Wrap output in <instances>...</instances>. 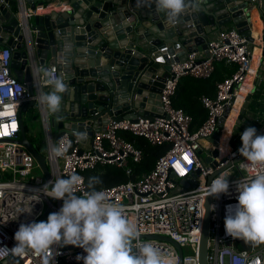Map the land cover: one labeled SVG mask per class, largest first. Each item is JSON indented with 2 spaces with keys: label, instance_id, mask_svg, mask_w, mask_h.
I'll list each match as a JSON object with an SVG mask.
<instances>
[{
  "label": "built area",
  "instance_id": "built-area-1",
  "mask_svg": "<svg viewBox=\"0 0 264 264\" xmlns=\"http://www.w3.org/2000/svg\"><path fill=\"white\" fill-rule=\"evenodd\" d=\"M14 12L18 13L19 24L28 39V19L34 14L33 10L19 0ZM254 48L253 43L237 28L228 27L219 30L214 37L207 38L204 48L187 51L181 59H175L176 52L167 54L173 60L160 91V112L153 116H138L135 120L109 117L105 129L95 131L87 144L77 142L76 136L69 131H64L57 140L54 139L47 108L37 99L44 87L43 78L37 74L38 65L31 60L30 81L16 78L10 66L13 47L1 45L0 109L11 104L15 118L0 130V248L11 249L15 246L14 234L20 224L37 222L47 206L50 208L49 214L59 211L63 201L53 199L50 202V197L43 194L44 191H50V188L43 187L53 176L67 178L73 173L80 175L83 183L76 194L81 195L87 188L84 172L98 164H115L130 173V162L139 161L142 152L121 135V130H128L144 136L151 144L168 143L165 152L156 159L149 171L135 179L101 188L106 191L110 202L125 208L126 215L136 225L143 242L171 251L175 264H198L197 245L205 211L204 201L208 195L207 187L215 175L223 173L229 176L230 190L219 198L210 196L207 264H230L231 254H244L247 257L246 264H264V244L239 249L236 242L240 239L226 235L224 226L228 206L238 203L233 182L245 176H254L264 171V168L257 165L248 172L241 171L240 166L246 162L245 158H235L241 155L239 148L242 141L231 144V128L226 143L228 149L224 154H219L218 148L222 130L216 145L208 140L226 107L232 106V99L236 97L240 85L255 73L252 71ZM219 61L233 62L237 68L231 76L217 83L214 97L202 96L207 117L195 131H191V115L183 108L174 106L172 96L182 76L208 77ZM47 69L53 70L54 77L59 78L55 67ZM31 99L35 100L46 142L43 154L51 174L48 178L42 174L31 151L18 141L19 109ZM61 137L66 142L70 141L71 147L64 157L54 158L49 153L48 145L55 144ZM214 147L218 149L216 156L211 154ZM208 155H212L210 161L204 158ZM184 177L190 178L187 185L180 183ZM149 235L169 236L181 246L182 253L171 242ZM51 255H57L53 264H83L76 257L86 253L76 246H54ZM15 260L20 264L40 262V258L31 253L21 259L0 251V264H16Z\"/></svg>",
  "mask_w": 264,
  "mask_h": 264
},
{
  "label": "water",
  "instance_id": "water-1",
  "mask_svg": "<svg viewBox=\"0 0 264 264\" xmlns=\"http://www.w3.org/2000/svg\"><path fill=\"white\" fill-rule=\"evenodd\" d=\"M22 1L33 11L49 2H65L70 7L33 14L28 19L27 39L18 13L14 12L19 0H0V45L13 47L10 62L13 75L30 81L33 59L39 69L55 67L70 89L63 94L60 113L51 114L47 110L55 140L64 131L73 135L84 132L88 138L95 131L104 130L109 117L135 120L138 116L157 115L160 91L173 60L167 54L176 52L175 59H181L187 51L204 48L209 34L227 22H232L259 48L258 68L231 126V143L240 142L241 133L249 126L264 135V0H187L185 11L175 19L157 13L153 0ZM253 3L263 23L257 30L249 12ZM50 91V86L43 88V92ZM152 104L154 110L150 109ZM29 106H35V100L25 101L19 109L18 141L31 151L42 174L48 178L51 174L45 156L26 134L21 118V110ZM230 108L231 105L226 107L215 132L208 138L212 145L217 144ZM211 154L216 156L218 149L214 147ZM212 155L205 156V160L210 161ZM188 179L181 178L180 183L187 185ZM209 201L207 195L197 245L198 264H207ZM49 210L47 206L37 222L44 221ZM149 236L171 242L182 253L181 246L169 236ZM251 245L242 240L236 242L239 249Z\"/></svg>",
  "mask_w": 264,
  "mask_h": 264
},
{
  "label": "clouds",
  "instance_id": "clouds-1",
  "mask_svg": "<svg viewBox=\"0 0 264 264\" xmlns=\"http://www.w3.org/2000/svg\"><path fill=\"white\" fill-rule=\"evenodd\" d=\"M153 2L157 13H164L170 19L179 17L187 7V0ZM37 74L43 78V86L51 87L50 92L40 91L39 103L51 114L60 113L63 94L70 91L68 85L63 78L54 77L51 69L41 68ZM14 118L11 104L0 109V130ZM74 135L77 142L87 138L84 132L77 131ZM241 141L239 153L246 161L241 164V171L248 172L257 165L264 168V135L249 126L241 133ZM70 147L71 142L61 137L55 144L48 145V150L58 158L64 157ZM53 177L43 187L50 191L43 194L63 201L59 211L50 213L46 221L21 223L14 234L15 246L11 249L3 247L0 251L21 259L31 253L40 258L39 264H53L57 256L51 255L54 246L72 245L86 253L76 257L83 264H175L171 251L141 240V234L126 215L125 208L110 202L105 190H98L97 186L103 183L99 176L88 178L87 188L81 195L76 194L83 183L80 175ZM233 183L238 203L228 206L224 219L226 235L252 245L264 244V171ZM229 190V176L223 173L215 175L207 187L208 196L214 198L228 194ZM246 261L244 254H231L230 264H246Z\"/></svg>",
  "mask_w": 264,
  "mask_h": 264
},
{
  "label": "trees",
  "instance_id": "trees-1",
  "mask_svg": "<svg viewBox=\"0 0 264 264\" xmlns=\"http://www.w3.org/2000/svg\"><path fill=\"white\" fill-rule=\"evenodd\" d=\"M237 68L233 62H217L214 71L208 77H194L184 75L180 78L175 93L172 96V103L176 107L183 108L191 115V131H195L207 117V108L202 103V96L214 97L217 91V83L226 77L231 76ZM38 118V113L34 111L32 114ZM24 122L26 134L28 137L37 144L40 151L43 148L36 142V139L28 133V126ZM121 135L131 141L136 147L141 149V158L139 161L130 162V173L125 172V168L111 163L98 164L92 169L84 172L85 184L87 187L88 178L92 176H99L103 183L98 185V190L104 187L114 185L119 182L127 181L128 179H135L143 172L149 171L156 161V159L165 152L168 143L164 144H151L148 140L138 134H133L128 130H121ZM43 137L42 129L39 132V138ZM44 138V137H43ZM16 264L19 261L15 260ZM59 264H70L60 262Z\"/></svg>",
  "mask_w": 264,
  "mask_h": 264
},
{
  "label": "crops",
  "instance_id": "crops-1",
  "mask_svg": "<svg viewBox=\"0 0 264 264\" xmlns=\"http://www.w3.org/2000/svg\"><path fill=\"white\" fill-rule=\"evenodd\" d=\"M28 9H29V7H27ZM68 9V8H70V7H68V5L65 3V2H60L59 4H55V3H48L46 6H43V7H37L33 12H34V14H40V13H44V12H48V11H50V10H59V9ZM252 11H254V12H256V16H257V18L259 19V22H260V25H259V28H261L262 27V25H263V23H262V21H261V18H260V15H259V12H258V8H257V5L256 4H251V8H250V16L252 17V19H254L253 18V15H252ZM228 27H234V24L232 23V22H227V23H225V24H223L222 26H221V28L219 29V30H221V29H224V28H228ZM236 28V27H235ZM219 30H216V31H213V32H211L210 34H209V36H208V38H212V37H214L215 35H216V33L219 31ZM257 31H255V33H256ZM1 46V45H0ZM254 52H253V55H252V66H253V68H252V71H255L256 72V69L258 68V62H259V48H257V47H255L254 48V50H253ZM158 71L159 72H161L162 71V69L161 68H159L158 69ZM255 74V73H254ZM254 74H252L251 76H250V78L248 79V80H246V82H243L241 85H240V87L243 85V84H245L246 85V87H249V85L251 84L250 83V81H251V79H252V77L254 76ZM46 86H44L43 88H45ZM238 91H239V89H238ZM238 93V92H237ZM237 96V95H236ZM243 98V97H242ZM242 98L239 100V103L238 104H240V102H241V100H242ZM233 105V104H232ZM30 107V106H29ZM29 107H27V108H25V110L23 109V110H21V118H22V120H23V112H26L28 109H29ZM238 107H239V105H238ZM156 107H155V105L154 104H152L151 106H150V109H155ZM237 110H238V108H237ZM237 110H236V112H235V116H236V113H237ZM32 111H29V116L30 117H32ZM123 116L124 115H126V112H122L121 113ZM228 114H229V112H228ZM228 116V115H227ZM227 116H226V118H227ZM234 116V117H235ZM226 118H225V121H226ZM35 120L36 121H38L39 119H37V118H35ZM234 120V119H233ZM24 121V120H23ZM31 121H32V119H31ZM225 121L223 122L224 124H225ZM39 122V126L41 127V129H42V126H41V122H40V120L38 121ZM232 124H233V121L231 122ZM232 124H231V126H232ZM231 128V127H230ZM226 131L228 130V127L225 129ZM43 131V130H42ZM229 131H230V129H229ZM228 132V131H227ZM32 137L33 136H36L35 134H33V135H31ZM90 137H88L86 140H84V141H81V143H89V141H90V139H89ZM55 139V138H54ZM228 139V138H227ZM44 142V141H43ZM38 143V142H37ZM39 144V143H38ZM231 144H233V143H231ZM227 149H228V147H227ZM227 151V150H226Z\"/></svg>",
  "mask_w": 264,
  "mask_h": 264
},
{
  "label": "bare ground",
  "instance_id": "bare-ground-1",
  "mask_svg": "<svg viewBox=\"0 0 264 264\" xmlns=\"http://www.w3.org/2000/svg\"><path fill=\"white\" fill-rule=\"evenodd\" d=\"M252 15H253V18H254V26L256 28V30L259 28V25H260V22H259V19L257 18L256 16V12L252 11ZM253 65V64H252ZM246 85L243 84L240 88H239V91L237 93V96L234 98V101H233V105L231 106L230 108V111H229V114L226 118V121H225V124L223 126V129H222V132H221V138H220V143H219V154H224L227 150V138H228V135H229V129L231 127V122L233 121L234 119V116H235V112L238 108V103H239V100L243 97V94L246 90ZM228 127V132L225 130L226 128Z\"/></svg>",
  "mask_w": 264,
  "mask_h": 264
},
{
  "label": "rangeland",
  "instance_id": "rangeland-1",
  "mask_svg": "<svg viewBox=\"0 0 264 264\" xmlns=\"http://www.w3.org/2000/svg\"><path fill=\"white\" fill-rule=\"evenodd\" d=\"M29 111H32L31 114H33L34 111L38 112L36 106H33V107L30 106L29 109L26 112H23V120L25 121V123L28 126V133L30 135L35 134L36 136H33V137L36 139V142H38L40 144V146L44 149L45 145H46V142L43 139L44 135H43V137L41 139L39 138V132L41 130V127L39 126V122H38L39 120L36 121L34 116L30 117L29 116ZM31 119H32V121H31ZM37 119H39V114H38V118ZM47 218L44 221H46Z\"/></svg>",
  "mask_w": 264,
  "mask_h": 264
}]
</instances>
